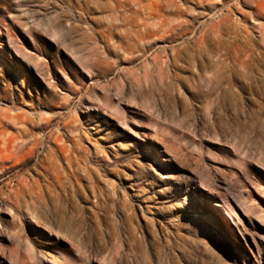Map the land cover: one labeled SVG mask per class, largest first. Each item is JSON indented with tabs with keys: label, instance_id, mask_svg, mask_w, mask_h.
I'll return each mask as SVG.
<instances>
[{
	"label": "rangeland",
	"instance_id": "374dc122",
	"mask_svg": "<svg viewBox=\"0 0 264 264\" xmlns=\"http://www.w3.org/2000/svg\"><path fill=\"white\" fill-rule=\"evenodd\" d=\"M117 1L0 0V41L7 50L2 54L0 48V110L11 108L22 118L20 127L0 122V264H102L105 189L111 216L121 203L134 210L135 236L148 255L146 237L163 239L154 222L148 235L145 222L178 208L188 185H198L197 177H187L194 175L187 162L185 175L175 181L183 188L179 196L157 183L153 147L165 153L184 148L193 162L202 158L221 191L243 194L240 205L228 192L235 210L264 232V34L256 26L264 18L236 9L230 14L226 7L208 15L207 0H130L124 7ZM178 16L188 20L189 31L159 41L164 30L158 27ZM209 23L221 27L210 29ZM199 27L204 35L192 33ZM155 54L168 64L164 81ZM218 62L238 71L228 73L221 102L208 107L193 94L207 85L199 88L194 73ZM163 116L181 117L195 128L183 129ZM24 134L42 143L34 150L31 143L14 147ZM144 166L152 174L141 185ZM160 192V203L147 202ZM130 194L137 200L130 201ZM200 204L220 216L211 203ZM231 225L229 231L218 221L217 243L185 233L167 264H264V250L254 257ZM250 236L245 232L254 249Z\"/></svg>",
	"mask_w": 264,
	"mask_h": 264
},
{
	"label": "bare ground",
	"instance_id": "6f19581e",
	"mask_svg": "<svg viewBox=\"0 0 264 264\" xmlns=\"http://www.w3.org/2000/svg\"><path fill=\"white\" fill-rule=\"evenodd\" d=\"M207 1L208 2L206 8L209 9L208 15H210L211 12L215 11L219 7L220 9L226 7L225 11L226 12L228 11L230 14L234 9H236L239 10L241 13H243V15H254L257 18H264V0H241L240 2L238 1L234 4H229L231 0H207ZM130 2H131L130 0H118L117 4L115 5H118L119 7H124L128 4L131 5L132 2L131 3ZM241 7H247L249 11L245 12ZM192 14L194 15L193 17L198 16L197 14H194V12ZM176 15H181V13H177ZM257 18L256 21L259 20ZM172 23L173 24H169V25H166V23H162L161 26H159L161 29L158 27V30H164L163 31L164 33L162 32V34H160L158 38L159 41L163 39L167 40L169 38H172L174 36L173 33L182 34L183 32H187L190 29V23L188 22V20L182 17H179L177 22L173 21ZM218 24L219 23L217 24L209 23L210 29L220 28L221 25L220 27H218L219 26ZM206 25H208V23L205 21L202 24H200L202 30L204 29L205 31L209 27L208 26L207 28H205ZM256 26L261 30V33L263 35L264 32H262V30L264 29V23L258 21ZM147 27L149 29L148 28L146 29H148L149 31L151 28L149 26ZM200 27L192 29V33H194L195 30H197V32L203 33L204 35L205 32L204 31L202 32ZM211 31L212 30H210L209 32ZM157 34L158 33H155V35ZM2 45L3 44L0 41L1 53L5 54L7 53V50L5 51ZM151 45L152 43L150 41H147V44H145L144 47L147 48L148 50V48H150ZM173 52L174 49H172V54ZM175 56L176 55L174 54L173 58H175ZM162 57L155 54L153 56V59L156 62L155 66L158 67L159 74L161 76V79L163 80V78H165L164 74L166 75L168 64H166L167 61H165V59H163ZM243 67H245V69L248 68L247 66H243ZM149 68L150 67H148V70ZM237 68L238 66L226 62H221V63L218 62V64L216 65L205 64L202 65L201 67H198L199 73L198 74L194 73V75L197 76L198 79V87L200 88V86H202L203 84H207V85H206V90L195 91L193 93L194 96L200 98L201 101L205 102L208 107L216 106L221 102L222 99V97L219 95V91L221 93L222 91H224V93L225 91H227L225 85L228 84V82L230 81V76L228 75V73L233 71L235 72L238 71ZM170 80H172V78ZM155 87L158 90H161L158 84H155ZM7 101H11L15 104V102L10 100L9 98H7ZM117 110L118 112L121 111L119 109ZM161 118L162 121L168 119V117L166 116H163ZM180 118L170 117L168 121L171 122L172 124L174 123L175 125L180 126L183 129H188L189 131H190L189 128L194 127V125ZM0 122L6 124L7 126L17 127L19 123H22V118L18 113L13 112L11 108L9 109L7 108L2 111L0 110ZM45 125L48 124L46 123ZM65 126H68V124H66ZM24 137H26L25 134ZM28 143H31L32 145L31 148L34 150L37 145L42 143V141L38 138V136L35 137L33 140L32 139L28 140L27 137L26 138L22 137L20 142L15 140V143L12 145L18 149H21L22 147L26 146V144L28 145ZM184 150L185 149L182 148V150L180 151L175 150L176 152L174 151L173 153L169 151L165 153V151L161 149L160 151H156V147L152 148L151 156L153 162L155 163L152 165V169L159 170L158 172L159 179L157 183L165 184L166 189L169 190L172 189L171 193H174V197L179 196V192L183 190L181 185L175 184V181L181 180V174L185 175L184 174L185 172L183 170L184 162H187L189 166H194L191 171L194 175L190 174L187 175V177L189 178H192L193 176L195 178L197 177L198 185L195 184L188 185L187 189H185L186 193H184L180 198L181 204L178 208L167 212L159 211L157 217L154 220L152 221L148 220L146 222L144 221L145 224L143 225V227L146 228L145 230H147L148 235H151V230H152V229L150 230L148 227L151 225L150 224L151 222L152 223L154 222L153 226L156 225V227L162 234V239H163L162 242H157L154 239L150 240L148 236L146 237L145 242L146 245L148 246V249H150L148 255H146L142 251L141 245L139 244V240L135 236L136 228L133 226L134 210L131 208L130 204L126 202L121 203L117 207L119 210L118 213L116 211L115 215L111 216L107 212L109 193L106 189L104 190L103 192L104 199L102 201V209L104 211V215L102 216L101 251H100L101 252L100 258L102 264H167L168 263L167 259L169 258L171 252H173L172 248H175V246L179 244L178 242L181 239V236H183L185 233L187 235H200L203 236L204 238H207L212 243H217L213 234V229L218 227V221H220V219L226 222L229 231L232 229L231 223L234 224L235 228L239 230L244 243L249 247L254 257H258L261 255L262 251L264 250V232L261 231L260 229L261 227H259L256 222H253L251 220L247 222L235 210L229 196V194L231 193V196L238 202V204L244 205L245 204L243 203L244 198H242L243 194L241 195L240 192L238 193L234 191L232 192L230 190L231 188L230 189L228 188V192L230 193L221 191L219 188V182L217 181V179H215L216 177H212V175L206 169V166L202 163V158L200 157L198 159L196 158V161L194 160L193 162L191 161L192 158L191 159L187 158V156L184 153ZM102 160L105 162L107 161L105 157L104 158L102 157ZM163 162H173L174 164L165 165ZM139 174L140 176L138 177L137 182L142 185L145 184L144 182L145 178H148L149 175L152 174V172L151 169L144 166L143 168L139 169ZM105 175H106V171H105ZM144 193H145L144 196H142L140 200L145 199L147 197V192ZM162 197L163 194H161L160 192L158 193V197L153 196L152 199L149 198L147 202L158 204L160 203ZM165 197L167 199H170L171 197H173V195L171 196V194H169L168 196ZM129 200L135 201L137 200V197L135 196V194H130ZM199 201L206 205L209 203L214 205L215 210L219 212L220 216L215 217L211 215L209 213V209L203 207L202 204L198 205ZM11 204H13V202ZM198 208H200L202 211H199ZM182 212H184V215L189 216L190 222L188 223L183 222ZM168 229H172L173 232H175L176 238L170 236ZM252 230L253 232L254 231L257 232L256 234H258V236L251 234ZM245 232L251 235L250 237L252 242L254 243V249L251 248L248 239L245 237ZM73 242H76L75 244L78 246V249H81L82 252L84 247L81 246L80 244L81 242L79 243L77 240L76 241L74 240Z\"/></svg>",
	"mask_w": 264,
	"mask_h": 264
}]
</instances>
